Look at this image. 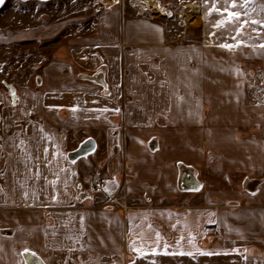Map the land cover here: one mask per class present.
I'll list each match as a JSON object with an SVG mask.
<instances>
[{
  "label": "crops",
  "instance_id": "crops-1",
  "mask_svg": "<svg viewBox=\"0 0 264 264\" xmlns=\"http://www.w3.org/2000/svg\"><path fill=\"white\" fill-rule=\"evenodd\" d=\"M126 24V37L143 46L127 62L135 72L148 63L150 82L133 72L119 81L114 63L109 78L124 93L103 102L107 111L100 103L89 113L33 111L23 125L15 121L24 113L12 114L0 141V264H233L243 247L228 241L211 255L201 247L208 228L234 225L239 242L250 216L264 232V81L245 77L249 44L229 53L203 26L182 56L159 46L164 27ZM118 112L130 121L122 131ZM89 138L93 151L70 160ZM204 149L226 187L181 191Z\"/></svg>",
  "mask_w": 264,
  "mask_h": 264
},
{
  "label": "rangeland",
  "instance_id": "rangeland-1",
  "mask_svg": "<svg viewBox=\"0 0 264 264\" xmlns=\"http://www.w3.org/2000/svg\"><path fill=\"white\" fill-rule=\"evenodd\" d=\"M242 2L236 0L238 5ZM213 3L218 8L226 6L225 0H4L0 6V141L9 132L6 130L11 129L12 118H17L12 114L17 112L24 113V120L15 124L23 125L34 117L33 111L70 113L75 108L77 112L89 113L99 103L102 109H107L103 102L107 104L109 98L124 93V87L113 86L109 78L108 69L114 63L119 70V81L133 72L137 79L142 74L150 82L153 76L148 63H138L135 72L127 62V58L132 61L131 56L143 49L142 43L126 37L125 31L129 30L126 22L131 20L141 19L164 27L163 34L169 37L161 39L159 46L178 49L182 56L189 46L201 42L203 26L213 27L210 31L215 34L214 42L232 44L240 40L243 47L248 43L242 62L245 77L264 81V56L258 47L264 44V28L249 23L239 36H236L239 23L216 28L214 21L223 17L215 12L209 14ZM251 8H255L249 10L251 19L264 20L261 11L264 0H253ZM231 10L241 11V20L249 18L243 15V9ZM179 58V63H188L186 57ZM198 92L193 90L195 96ZM131 111L125 110L124 114ZM118 113L117 129L122 131L130 121ZM121 139L127 143L123 134ZM204 153V160L197 162L195 169L184 171L181 191L187 187L195 191L226 187L208 168L216 160L213 153L205 149ZM233 226H210L201 247L211 249L212 255L229 241L233 246L243 247L233 264H264V232L259 233L258 225L247 216L236 233L238 240L241 236L243 240L236 242L233 241L236 235L230 229Z\"/></svg>",
  "mask_w": 264,
  "mask_h": 264
},
{
  "label": "snow or ice",
  "instance_id": "snow-or-ice-1",
  "mask_svg": "<svg viewBox=\"0 0 264 264\" xmlns=\"http://www.w3.org/2000/svg\"><path fill=\"white\" fill-rule=\"evenodd\" d=\"M117 2H118V0H117ZM252 3H253V0H243V2L238 5L236 3V0H231L230 4L227 3V0H225V5L226 6L223 7V8H218L216 6V3H213L212 8L209 11V14H211L212 12H215L218 15H220L221 17H223L222 19L218 20L217 23L215 24L216 28L224 27L226 24L239 23L240 27L236 29V36H239L241 34L242 30L244 29V27L246 25H248L249 23H251L253 25H259L261 28H264V20H256V19H251L249 17V10L255 11V8H251L250 9V5ZM0 4H3V0H0ZM237 8L243 9V15L245 17H249V18L241 20V16H242L241 11H239V10L232 11L231 10V9H237ZM261 11H264V8H262ZM225 13H226V16H225ZM168 15H171V13H168ZM157 31H160V29H157ZM233 39L235 40L236 37H233ZM243 43H244L243 41L236 40L235 44L225 43V44H220L219 47L223 48V49H227L229 51H232L233 49L239 48L241 46V44H243ZM252 47H256V46L253 45ZM258 47L261 48V49H264V44H260V45H258ZM236 72H237L238 75L242 74L239 69H237ZM13 95H15V93H13ZM71 110L73 112L76 111L75 108H73ZM101 111H107V109H103ZM116 111H119V110L116 109ZM21 144H23V141H21ZM105 191H107V189H105ZM255 194L256 193H252V195H255ZM81 226L83 227V220H81ZM133 250L134 251H139V249L135 248L134 244H133ZM32 255H35V254L32 253ZM189 255H191V253H189ZM25 264H27V262H25Z\"/></svg>",
  "mask_w": 264,
  "mask_h": 264
},
{
  "label": "water",
  "instance_id": "water-1",
  "mask_svg": "<svg viewBox=\"0 0 264 264\" xmlns=\"http://www.w3.org/2000/svg\"><path fill=\"white\" fill-rule=\"evenodd\" d=\"M41 1H47V0H41ZM3 2H4V0H3ZM1 5L2 4H0V6ZM93 149H94V142H93V140L90 139V138L89 139H86L83 142H81L75 150L71 151L68 154V158L70 160H74V159H76L78 157H81L83 155H86V154L92 152Z\"/></svg>",
  "mask_w": 264,
  "mask_h": 264
},
{
  "label": "built area",
  "instance_id": "built-area-1",
  "mask_svg": "<svg viewBox=\"0 0 264 264\" xmlns=\"http://www.w3.org/2000/svg\"><path fill=\"white\" fill-rule=\"evenodd\" d=\"M91 186H92L93 188H98V184H96V183H92Z\"/></svg>",
  "mask_w": 264,
  "mask_h": 264
},
{
  "label": "bare ground",
  "instance_id": "bare-ground-1",
  "mask_svg": "<svg viewBox=\"0 0 264 264\" xmlns=\"http://www.w3.org/2000/svg\"><path fill=\"white\" fill-rule=\"evenodd\" d=\"M95 145V144H94Z\"/></svg>",
  "mask_w": 264,
  "mask_h": 264
}]
</instances>
